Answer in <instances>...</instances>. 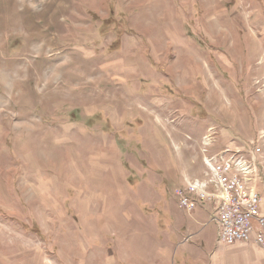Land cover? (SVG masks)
Listing matches in <instances>:
<instances>
[{
	"label": "rangeland",
	"instance_id": "374dc122",
	"mask_svg": "<svg viewBox=\"0 0 264 264\" xmlns=\"http://www.w3.org/2000/svg\"><path fill=\"white\" fill-rule=\"evenodd\" d=\"M208 134L264 178V0H0V264H160L200 214L215 241L174 196Z\"/></svg>",
	"mask_w": 264,
	"mask_h": 264
},
{
	"label": "built area",
	"instance_id": "2783aa9c",
	"mask_svg": "<svg viewBox=\"0 0 264 264\" xmlns=\"http://www.w3.org/2000/svg\"><path fill=\"white\" fill-rule=\"evenodd\" d=\"M202 176L182 175L183 187L175 191L181 209L191 212L200 201H217L211 215L218 227V241L225 245L254 242L264 249V213L260 211V149L254 145L245 155V148L226 142L208 154L210 134L203 136Z\"/></svg>",
	"mask_w": 264,
	"mask_h": 264
},
{
	"label": "crops",
	"instance_id": "0c3cea01",
	"mask_svg": "<svg viewBox=\"0 0 264 264\" xmlns=\"http://www.w3.org/2000/svg\"><path fill=\"white\" fill-rule=\"evenodd\" d=\"M262 168L264 169V166H262ZM185 175H187L190 178H199L202 176V171L201 174L198 175L196 174L192 175L188 173H185ZM263 180L264 178H262L260 185L258 186L261 197L260 211L262 213H264V183L261 184ZM201 203H206L210 205L209 201H201L200 204ZM200 218H201V214L199 216L193 217L192 221L189 222L184 221L181 224L173 223V221L170 223L169 222L170 219L164 220L160 230V233H164V232L166 233L164 234V237L161 234L162 237L161 240H163L164 248H160V252H157V255H159L160 253V255L162 256L161 250H163L164 262L162 261V263L160 264H217L216 251H215L216 247L218 248V247L229 246V248H231L232 246L233 247L236 246V244H248V246H250V249L256 247L259 250V252L264 251L263 248H260L257 244H255L252 241L235 242L233 244L225 245L222 242H219L218 239L212 242L207 240L205 234H202V236L199 237L198 235L199 229H196V225L199 224V222L201 221ZM210 218L209 221H211ZM195 236L198 239H195L194 238ZM168 244L171 245V248L168 246Z\"/></svg>",
	"mask_w": 264,
	"mask_h": 264
}]
</instances>
